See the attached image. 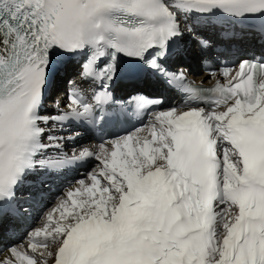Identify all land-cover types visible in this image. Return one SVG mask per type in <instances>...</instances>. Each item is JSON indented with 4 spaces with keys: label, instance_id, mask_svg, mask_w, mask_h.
Wrapping results in <instances>:
<instances>
[{
    "label": "snow or ice",
    "instance_id": "6c2138e0",
    "mask_svg": "<svg viewBox=\"0 0 264 264\" xmlns=\"http://www.w3.org/2000/svg\"><path fill=\"white\" fill-rule=\"evenodd\" d=\"M191 16L250 25L264 47V0H0V264H264V53L210 69L225 81L214 88L195 85L165 66ZM77 57L80 79L100 90L89 103L70 82L65 106L43 115L58 58ZM123 73L208 107L158 111L70 159L46 157L80 128L119 122L110 87ZM154 106L135 98L138 113ZM90 161L39 226L7 235L5 219L30 212L19 194L29 176Z\"/></svg>",
    "mask_w": 264,
    "mask_h": 264
},
{
    "label": "bare ground",
    "instance_id": "6f19581e",
    "mask_svg": "<svg viewBox=\"0 0 264 264\" xmlns=\"http://www.w3.org/2000/svg\"><path fill=\"white\" fill-rule=\"evenodd\" d=\"M197 18L194 17H188L185 18L182 21V26H183V30L185 32V36L183 38L182 41V45H181V50L180 53L182 52L184 57L187 58L190 63L187 62V60L183 59L182 56H175L176 58L171 61V62H181V65H185V64H190V73L191 75L194 76H199L196 75V68H197V62L200 61V54L196 49V46L194 45L192 38H199V37H205L208 40L211 41V43H215V42H220V41H224L228 38H220L221 36H227L235 34V39L234 42L237 41L239 46H252V47H256V42L258 40V38H254L251 35V32L249 31H243V30H237L235 28H230V27H223L222 24L220 25H213L212 22L210 20L207 21H196ZM66 64L67 62L63 63L62 65H59V71L58 73L55 74L54 78H53V82L51 84L50 87V91L48 92V96H50L52 93L55 94V92H58V90L65 87H67V82L64 85L63 81H64V77L66 76V73L69 72V70H71L72 68H74L75 64H71L67 69H66ZM69 65V64H68ZM74 70V69H73ZM201 73V72H200ZM67 80V79H66ZM69 81V79H68ZM147 85L146 82H144L143 84H134L133 87L134 88H138V90L145 88ZM157 88V85H156ZM58 92L59 95L61 92ZM157 91V90H156ZM58 95V94H56ZM62 95L58 96L55 100H53L52 103H55L56 100H61ZM150 98H157V97H152V95L149 96ZM47 105H51L50 107H44V109L42 110L43 115H49L51 113H53L54 108L53 105L51 103H47ZM82 133H80V137L75 140V141H66L62 143V146L60 149H49L48 150V154L50 155H55V154H66L68 152L74 153V152H79V150L82 147H94L95 145H97L96 143L89 141L88 140V135L85 136H81ZM48 157V156H47ZM95 163H93L94 166ZM90 164H88L87 168L89 167ZM85 177H81L79 179L76 180H80V179H84ZM33 180L36 181V187L40 190V192H44L46 194V196L48 197V199H50V205L48 206V208H46L45 210H42V216L44 214H46L48 211H50L54 206H55V201H56V197L62 193V192H66L70 187H72L73 185H75V183L77 181L72 180V179H68L66 181V183L68 184L67 186H65L64 188L60 189L59 191L55 192L53 189L51 188H45L46 186H44L43 188L40 187V182H39V177H35ZM33 193H35V191H32ZM44 202H39L37 207L35 208V214L37 218V216L40 213V208L43 206ZM42 218V217H41ZM41 218L38 219L34 226H39L40 222H41ZM6 221H4V225H3V230L5 232H7V235L9 236L11 234V231H9L10 226L6 225L5 223ZM32 223V218H30V221L23 225L22 228L19 230V235L16 237V239L18 240L21 236H23V234L27 231H30L31 228H29L28 230H26ZM11 227H13V225H11ZM32 227V228H33ZM25 231V232H24Z\"/></svg>",
    "mask_w": 264,
    "mask_h": 264
},
{
    "label": "rangeland",
    "instance_id": "374dc122",
    "mask_svg": "<svg viewBox=\"0 0 264 264\" xmlns=\"http://www.w3.org/2000/svg\"><path fill=\"white\" fill-rule=\"evenodd\" d=\"M70 66V64L69 65H66V69L68 68ZM201 68V66H200V63L199 62H197V68H196V75H198L199 73H200V69ZM69 75H70V73L69 72H67L66 73V76L64 77V81H63V83L66 81V79L68 78L69 79ZM71 79V78H70ZM158 96V92H156V93H154L153 95H152V97H157ZM54 97H55V95H50V96H48L47 98H46V101L47 102H49V101H51L52 100V98L54 99ZM46 102V103H47ZM88 140H89V138H88ZM90 166H89V170H90ZM89 172V171H88ZM50 205V203L49 202H46V203H44V205L40 208V213H39V215L37 216V218L36 219H34V222H32V224L27 228V229H29V228H32L33 226H34V223L38 220V219H40L41 217H42V210H45L46 208H48V206Z\"/></svg>",
    "mask_w": 264,
    "mask_h": 264
}]
</instances>
